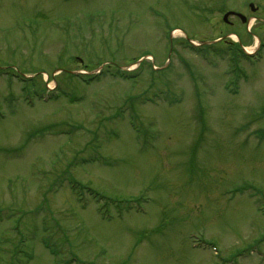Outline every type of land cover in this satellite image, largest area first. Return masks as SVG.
<instances>
[{"label":"rangeland","instance_id":"rangeland-1","mask_svg":"<svg viewBox=\"0 0 264 264\" xmlns=\"http://www.w3.org/2000/svg\"><path fill=\"white\" fill-rule=\"evenodd\" d=\"M211 2L0 0V264H264V59Z\"/></svg>","mask_w":264,"mask_h":264},{"label":"flooded vegetation","instance_id":"flooded-vegetation-1","mask_svg":"<svg viewBox=\"0 0 264 264\" xmlns=\"http://www.w3.org/2000/svg\"><path fill=\"white\" fill-rule=\"evenodd\" d=\"M216 8L220 9L218 12L221 16H224L229 11L235 12L230 15L234 21L227 22L231 26L236 23H243V26L245 27L243 35L254 39L255 36H258L260 40L258 53L261 49L264 50L262 47L264 46V0H243V3L237 6L236 9H228V7L224 6ZM241 10H243V13H241ZM239 14H242L243 16H240ZM249 27L250 30H248Z\"/></svg>","mask_w":264,"mask_h":264},{"label":"trees","instance_id":"trees-1","mask_svg":"<svg viewBox=\"0 0 264 264\" xmlns=\"http://www.w3.org/2000/svg\"><path fill=\"white\" fill-rule=\"evenodd\" d=\"M69 76H71V74H68Z\"/></svg>","mask_w":264,"mask_h":264}]
</instances>
